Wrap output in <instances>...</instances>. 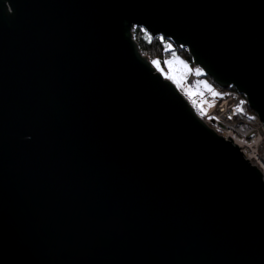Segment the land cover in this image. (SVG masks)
I'll return each instance as SVG.
<instances>
[{
    "label": "water",
    "instance_id": "95a60500",
    "mask_svg": "<svg viewBox=\"0 0 264 264\" xmlns=\"http://www.w3.org/2000/svg\"><path fill=\"white\" fill-rule=\"evenodd\" d=\"M136 27L264 125V0H0V264H264L262 173Z\"/></svg>",
    "mask_w": 264,
    "mask_h": 264
},
{
    "label": "built area",
    "instance_id": "2783aa9c",
    "mask_svg": "<svg viewBox=\"0 0 264 264\" xmlns=\"http://www.w3.org/2000/svg\"><path fill=\"white\" fill-rule=\"evenodd\" d=\"M161 40L167 51H176L170 40L163 38ZM169 45H171L170 50ZM181 61L183 63H180ZM169 62L176 74L193 75L190 82L193 94L204 99L208 104L207 112L198 114L201 120L225 140L231 142L228 137L231 138L232 143L240 147L239 151L244 154L246 160L260 170L264 181V125L257 115L249 110L246 98L235 90H222L210 84L202 75L200 68L189 64L180 56L169 59ZM185 64L187 69L184 67ZM197 70L201 72L199 76L204 77L203 79H197ZM159 72L168 79L166 72ZM169 75L172 77L170 71Z\"/></svg>",
    "mask_w": 264,
    "mask_h": 264
},
{
    "label": "trees",
    "instance_id": "16d2710c",
    "mask_svg": "<svg viewBox=\"0 0 264 264\" xmlns=\"http://www.w3.org/2000/svg\"><path fill=\"white\" fill-rule=\"evenodd\" d=\"M132 33L134 39L140 47L142 54L147 56L151 62L159 61L164 63L171 57L173 52H169L164 48V43L161 38H152L143 29L138 27L134 28ZM175 53L188 63L192 64L191 59L185 49H176ZM206 79L210 84L214 85L209 78Z\"/></svg>",
    "mask_w": 264,
    "mask_h": 264
},
{
    "label": "bare ground",
    "instance_id": "6f19581e",
    "mask_svg": "<svg viewBox=\"0 0 264 264\" xmlns=\"http://www.w3.org/2000/svg\"><path fill=\"white\" fill-rule=\"evenodd\" d=\"M192 79H193L192 74L187 75L183 73H177L176 75H172V79H170V81L178 89V91L184 96V98L189 102V104L193 107V109L197 114H201V112H207L208 110L207 102L204 99L198 98L192 92L191 83H190Z\"/></svg>",
    "mask_w": 264,
    "mask_h": 264
},
{
    "label": "rangeland",
    "instance_id": "374dc122",
    "mask_svg": "<svg viewBox=\"0 0 264 264\" xmlns=\"http://www.w3.org/2000/svg\"><path fill=\"white\" fill-rule=\"evenodd\" d=\"M175 56H178L175 52H173L172 53V55H171V57L169 58V59H171V58H173V57H175ZM169 59L168 60H166L164 63H161V62H159V61H157V62H159V67H157L156 65H154L153 64V62H152V64H153V66L158 70V71H164V72H166L167 73V78L169 79V77H170V75H169V71L171 72V75H175L176 73H175V70L173 69V67L171 66V67H169V64L167 63V62H169ZM190 64V63H189ZM204 77H202V76H199V75H197V79H203ZM170 80V79H169Z\"/></svg>",
    "mask_w": 264,
    "mask_h": 264
},
{
    "label": "snow or ice",
    "instance_id": "6c2138e0",
    "mask_svg": "<svg viewBox=\"0 0 264 264\" xmlns=\"http://www.w3.org/2000/svg\"><path fill=\"white\" fill-rule=\"evenodd\" d=\"M169 50L171 49V45L168 46ZM169 64V67H171V62H167ZM180 63H183L182 61ZM153 64L156 65L157 67H159V62L157 61H153ZM184 67L187 69V65L185 64ZM197 75H201V72L199 70H197L196 72ZM169 79H172V77H169ZM211 91V90H210ZM213 95H216V93H213Z\"/></svg>",
    "mask_w": 264,
    "mask_h": 264
}]
</instances>
